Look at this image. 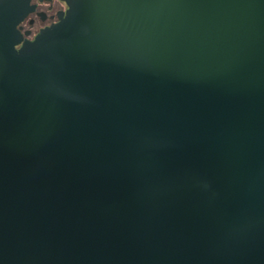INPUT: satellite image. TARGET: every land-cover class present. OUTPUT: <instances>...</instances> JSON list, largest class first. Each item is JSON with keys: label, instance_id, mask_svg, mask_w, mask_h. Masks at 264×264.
I'll return each instance as SVG.
<instances>
[{"label": "water", "instance_id": "water-1", "mask_svg": "<svg viewBox=\"0 0 264 264\" xmlns=\"http://www.w3.org/2000/svg\"><path fill=\"white\" fill-rule=\"evenodd\" d=\"M0 0V264H264V0Z\"/></svg>", "mask_w": 264, "mask_h": 264}, {"label": "flooded vegetation", "instance_id": "flooded-vegetation-1", "mask_svg": "<svg viewBox=\"0 0 264 264\" xmlns=\"http://www.w3.org/2000/svg\"><path fill=\"white\" fill-rule=\"evenodd\" d=\"M31 2L36 7L32 15L20 24L22 32H27L26 37L29 39H33L42 28L59 21L60 14L68 8L64 0H32Z\"/></svg>", "mask_w": 264, "mask_h": 264}]
</instances>
